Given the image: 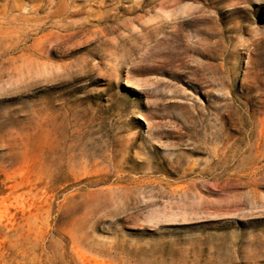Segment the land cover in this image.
Listing matches in <instances>:
<instances>
[{
    "label": "rangeland",
    "instance_id": "rangeland-1",
    "mask_svg": "<svg viewBox=\"0 0 264 264\" xmlns=\"http://www.w3.org/2000/svg\"><path fill=\"white\" fill-rule=\"evenodd\" d=\"M0 264H264V0H0Z\"/></svg>",
    "mask_w": 264,
    "mask_h": 264
}]
</instances>
